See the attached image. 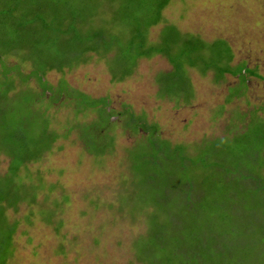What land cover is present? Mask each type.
Here are the masks:
<instances>
[{"label": "rangeland", "instance_id": "1", "mask_svg": "<svg viewBox=\"0 0 264 264\" xmlns=\"http://www.w3.org/2000/svg\"><path fill=\"white\" fill-rule=\"evenodd\" d=\"M137 3L0 0V176L22 162L16 153L34 159L13 174L21 193L34 190L6 208L17 227L0 264H141L136 245L151 242L167 209L153 205L160 198L138 205L145 183L135 185L130 159L141 152L165 161L166 140L230 174L226 188L239 202L205 228L222 245L210 264H264V0H171L162 22L144 29L134 24L149 6ZM140 38L145 53L160 55L139 58L134 72L138 51L129 48ZM33 64L46 65L50 87H70L47 108L53 144L23 126L40 91ZM110 69L128 76L114 81ZM140 121L148 132L136 129Z\"/></svg>", "mask_w": 264, "mask_h": 264}, {"label": "trees", "instance_id": "2", "mask_svg": "<svg viewBox=\"0 0 264 264\" xmlns=\"http://www.w3.org/2000/svg\"><path fill=\"white\" fill-rule=\"evenodd\" d=\"M170 2L171 0H138L136 7L143 8L144 5L149 6V12L148 16L144 13L145 16L143 18L145 21L142 18H139L137 19V24L134 25H137V28L143 25L144 29V27L151 28L154 25L162 22L161 19L163 17V11L165 7L170 4ZM123 3L124 4L122 5H125L127 0H123ZM123 16L124 19L128 21L129 19L133 18L132 15L127 16L125 14ZM146 16L150 18H147ZM125 24L129 27V23ZM134 25H132V28H134ZM174 34L176 33H170L166 36L170 37ZM130 40L132 41L131 44H133L136 39L131 38ZM143 42L144 41L140 38L139 46L137 43L136 48H129L130 52L132 53L138 51L135 55V66L133 67L134 72L139 58H149L155 55H160L158 53H154L153 51H150V54L145 53L143 50ZM85 50L87 49H84L83 52ZM88 53H93L96 55V52L93 49L86 51V54ZM33 66L36 70L33 72L34 74L38 71H40L42 74V77L40 76L38 79L39 82L36 79L40 91L37 92L39 95L36 94L37 98L35 105H32V108L28 106L31 108V110H33V113L29 114L31 121L27 122L23 120V126L26 128H32V132L33 130H36V132L44 133L46 136H48V134L53 131L50 130V120L46 115L47 108L51 107V104H53V102L56 100L57 95L61 96L62 93L66 94L67 89L69 90L70 87L67 88L65 85L59 89L50 87L48 83L42 81L44 74L49 71L46 70V65L41 64L38 66L40 68H36L34 64ZM110 71V75L114 81H121L128 76L124 75L122 78H119L118 75L116 76V72H114L115 70L110 69ZM235 74L236 73L233 72V75ZM224 75L225 70L218 71V74L215 75V78L216 80L224 79ZM250 75H255L254 71ZM42 84L47 85L48 88H43ZM156 84L158 85V82H156ZM47 92H50V95L46 97L45 94H47ZM44 96L46 97L47 104L44 106V108H38V110L37 107L40 104H43L42 100H44ZM103 104H105V102H103ZM105 113L107 114L108 120L110 121V113L108 114L106 111ZM129 114L132 115V117L135 116L131 112ZM20 121L22 122V119ZM145 125V121H140L138 128L136 129H143V131L148 132L147 128L146 130L144 128L146 127ZM17 126L20 127V124L18 123ZM23 126L20 127V129L14 128V130L20 132L23 130ZM261 129H264V125L260 126L257 131L260 133L262 131ZM32 136L33 135H30L31 138ZM49 136L51 137L52 144L58 138L57 134L55 136L49 134ZM100 143L101 142H97L95 144L98 147L103 146L100 145ZM98 147L93 148L94 151H89L97 155L106 151L105 147L102 149ZM202 147L203 146H201V148ZM197 148H199V146L195 148V152ZM207 150L209 155L211 152H213V147L208 145ZM158 152L159 154L166 155L164 156L165 161H161L155 153L151 154L149 157L146 156L145 158L144 154L141 152L134 156V158L131 157L130 159V168L132 167L131 170L134 174V181L135 179H138V183L135 182V185L140 184V182L145 183L144 188L141 189V194L139 190L136 192L138 205L141 203L145 205V203L151 199L160 198L161 202L158 203V205H153L160 208L164 206V208L167 209V220L165 222L170 226L167 228L166 223L163 222L159 224V220L154 221V224H157V226L153 228L155 233L151 235V242H145L140 239V244L137 243L138 245H136L138 247V261H140L141 264H204V262L205 264H210L213 261L215 252L218 249L220 250L222 245L218 244V238L220 235L215 234L213 236L212 232V234H209L210 239H208L204 232L210 220L214 219L224 222L226 219L223 216L224 213H221L227 211L233 212L231 210L232 208H235L233 206L236 205L237 196L235 194H229L226 188L228 185L226 178H229L230 174H228L227 170L216 171V168L220 167L221 165L219 161L213 160L212 157L207 159L204 157L202 158L203 161H199L200 158L198 161L193 160L192 156L194 154H189L186 145L172 144L166 140V143L161 149L158 150ZM14 156L21 157L22 162L11 167L12 169H9L10 173L6 174V176H0L1 254L2 251L6 254L9 251L10 246L12 248L11 244L13 243V235L17 227V222L12 223L9 221V218L5 212L7 206H16L20 200L24 199L25 193H28L29 195V193H31L30 190H34L24 187L23 192L21 193L22 188L16 183L15 177L13 176V174L19 173L20 167L23 164L33 161L34 159H29L27 153L25 157H23L21 152L16 153ZM165 162L166 164H164ZM198 166H201V168H198ZM212 168H214L215 171H213L214 169L212 170ZM167 171L170 173L168 174ZM198 171H203V173L197 179L196 175L198 174ZM35 197L36 195L34 194L33 201L35 200ZM228 204H230V206ZM143 207L139 209L141 212L143 211ZM153 209V211H148L145 214L147 217L146 220L148 222V233L146 238L149 236L148 219L151 215V220L154 217L156 218V209L154 207ZM5 229H7L8 232L6 236L3 233V230ZM222 235L223 234L221 233V236ZM13 251L14 250L12 249V253ZM12 253L8 257H10ZM8 257L4 258L5 263L6 260L9 259ZM0 258L3 259L1 256Z\"/></svg>", "mask_w": 264, "mask_h": 264}]
</instances>
